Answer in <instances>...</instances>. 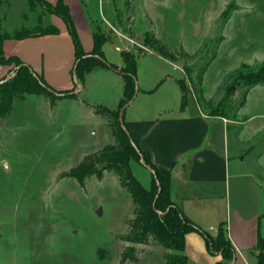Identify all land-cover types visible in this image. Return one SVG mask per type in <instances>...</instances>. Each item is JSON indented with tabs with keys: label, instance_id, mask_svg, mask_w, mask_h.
<instances>
[{
	"label": "rangeland",
	"instance_id": "1",
	"mask_svg": "<svg viewBox=\"0 0 264 264\" xmlns=\"http://www.w3.org/2000/svg\"><path fill=\"white\" fill-rule=\"evenodd\" d=\"M80 1L90 20H97L93 29L111 35L104 44L108 60L123 65L121 50L127 44L132 51L144 49L146 33L183 51L187 56L179 53L174 62L184 71L186 89L197 105L204 113L237 122L226 128V135L231 151L250 148L246 168L254 157H262L264 164V131L253 135L255 127L264 129V86L249 90L241 116L249 91L235 82L239 73L264 63V0ZM51 15L40 3L31 9L26 0H0V31L34 27L40 18L46 26ZM129 26L141 35L139 41L132 37L139 45L126 40ZM137 59L142 76L159 64L143 54ZM10 66L13 72L17 65ZM10 71L0 82L12 78ZM67 75L72 77L71 71ZM137 84L139 89V78ZM86 86L78 101L56 105L45 95H26L0 120V264H167L169 250L155 239L146 244L129 240L135 205L115 171H106L102 179L87 177L82 186L68 175L85 154L115 141L107 118L86 113L79 102L110 107L118 83L101 75L90 78ZM131 167L142 185L150 187V169L135 159ZM132 254L137 261L127 259ZM206 256L209 259L194 257L189 262L223 261L210 251Z\"/></svg>",
	"mask_w": 264,
	"mask_h": 264
},
{
	"label": "crops",
	"instance_id": "2",
	"mask_svg": "<svg viewBox=\"0 0 264 264\" xmlns=\"http://www.w3.org/2000/svg\"><path fill=\"white\" fill-rule=\"evenodd\" d=\"M48 1L56 4L58 0ZM64 1L69 5L81 45L90 53L94 47L93 25L97 20H90L85 14L84 2ZM49 22L48 24L57 27L58 34L6 39L3 42L4 54L6 57L17 55L37 73L43 70L44 77L54 89H71L74 87L75 78L73 75H67V72L72 73L75 64L73 39L62 17L51 15ZM131 33L137 40L138 34L132 29ZM120 36L124 37L123 34ZM132 37L127 34L126 40L130 42ZM128 47L129 44L125 45L121 52L131 48ZM103 51L108 60L105 48ZM141 54L150 56L159 64L151 67L148 74L142 76L139 75L140 66L137 61L139 92L125 111V123L133 136L139 140L142 149L151 155L156 167L171 172V198L181 207L184 214L199 229L208 232L212 230L214 234L224 223L236 250L235 260L229 264H250L247 255H250L252 264H258L256 242L259 235L264 236L263 158H252V166L246 168V158L251 156L248 151L250 148L240 147L237 152L231 151L226 135V128L228 130L230 125L233 126L234 121L204 113L197 105L196 97L190 93L183 104L184 93L179 84V79H185L182 68L146 47ZM108 61L115 63L119 68L124 66V60L123 65L114 60ZM10 70V65L0 63V77ZM116 74L117 71L111 68L97 67L86 75L85 83H80L77 91L86 89V84L93 76L99 78L102 75L114 79L118 83L115 103L110 107L102 105L117 108L123 96L124 80ZM257 86L264 84L255 85L252 89ZM79 97L80 93L77 99L71 100L78 101ZM64 100H58L54 105ZM79 103L86 113L89 112L94 117L100 116L85 100ZM245 103L240 109V114ZM243 124L239 133L243 131L246 122ZM263 131L264 129L255 127L253 135L257 136ZM254 139L253 136L248 140L249 144ZM185 247L189 260L194 257L207 258L208 249L200 232L187 234ZM206 262L209 264V261Z\"/></svg>",
	"mask_w": 264,
	"mask_h": 264
},
{
	"label": "trees",
	"instance_id": "3",
	"mask_svg": "<svg viewBox=\"0 0 264 264\" xmlns=\"http://www.w3.org/2000/svg\"><path fill=\"white\" fill-rule=\"evenodd\" d=\"M26 1L31 9H36V3H40L46 6L50 13L62 17L64 20L75 46V64L72 68V75L75 78L74 87L56 90L46 82L41 74L37 73L32 66L24 63L17 55L6 57L4 54L3 42L6 39H24L48 33L58 34L59 30L56 26L53 24H46L45 26L42 18H40L38 24L34 27H21L15 29L13 33L0 31V63L17 65L13 72L10 71L13 73L12 78L6 82H0V120L13 111L17 99H22L26 95H45L49 97L51 104H55L58 100L77 99L79 84H84L86 75L95 68L105 67L118 70L123 76L124 85L123 96L117 108H109L101 103L90 105L97 114L107 118L115 141L97 149L95 152L85 154L81 162L68 170V175L77 179L82 186L87 177L96 176L102 179L106 171H115L121 186L130 193L135 205L133 216L128 222L129 240L134 243L146 244L151 238L155 239L169 250L165 255L167 264H190L189 257L185 252V243L187 234L193 231L200 232L203 235L208 251L222 256L223 261L215 264L233 263L236 250L228 237V230L224 223L219 226L216 234L199 229L171 198V172L158 169L152 161L151 155L142 149L139 140L133 136L125 120H123V124L119 120L121 109L136 93L135 88L138 80L137 58L143 49L137 51L125 49L122 51L124 66L119 68L115 63L106 60L104 56V44L111 39L110 33L104 34L100 29L94 28V47L88 53L81 45L79 32L76 30L69 5L64 0H58L54 5L48 0ZM128 28L127 34L132 37L130 26ZM143 44L146 48L155 53L157 52L171 62L177 60L175 56L179 53L182 56H187L183 51L170 49L169 45L157 37L155 33H146ZM186 70L190 77L189 68H186ZM236 81L248 88L247 91L255 85H263L264 63L256 69H249L248 73H239L236 76ZM179 84L184 93L183 104H185L189 89H186L185 79H179ZM231 90L234 89L230 88L229 91ZM247 94L248 92L244 95L241 104L246 102ZM133 159L143 166L150 167L152 174L150 187L142 185L135 175L131 167ZM255 251L258 264H264V236H258ZM127 259L137 261V256H134V254L127 255Z\"/></svg>",
	"mask_w": 264,
	"mask_h": 264
},
{
	"label": "water",
	"instance_id": "4",
	"mask_svg": "<svg viewBox=\"0 0 264 264\" xmlns=\"http://www.w3.org/2000/svg\"><path fill=\"white\" fill-rule=\"evenodd\" d=\"M141 39V36L140 37H138L137 38V40H140ZM233 89L235 90V88L233 87ZM80 90V89H79ZM78 90V91H79ZM135 91H136V93L134 94V96L130 99V100H128L127 102H126V104L123 106V108L121 109V111H120V115H119V120H120V122L123 124V120H124V114H125V111H126V109L128 108V106L133 102V100L135 99V97H136V95L138 94V84L136 85V88H135ZM126 132H127V130H125ZM148 169H150V167L149 166H146ZM151 170V169H150ZM157 184H159V183H157ZM159 193H160V190H159ZM158 193V194H159ZM158 194H157V196H158Z\"/></svg>",
	"mask_w": 264,
	"mask_h": 264
},
{
	"label": "built area",
	"instance_id": "5",
	"mask_svg": "<svg viewBox=\"0 0 264 264\" xmlns=\"http://www.w3.org/2000/svg\"><path fill=\"white\" fill-rule=\"evenodd\" d=\"M129 40H130V42H131L132 44H137V42H136L134 39L130 38ZM137 45H139V44H137Z\"/></svg>",
	"mask_w": 264,
	"mask_h": 264
}]
</instances>
